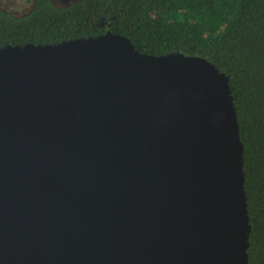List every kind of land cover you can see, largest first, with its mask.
Masks as SVG:
<instances>
[{
	"label": "water",
	"instance_id": "water-1",
	"mask_svg": "<svg viewBox=\"0 0 264 264\" xmlns=\"http://www.w3.org/2000/svg\"><path fill=\"white\" fill-rule=\"evenodd\" d=\"M228 81L110 31L0 48V264H247Z\"/></svg>",
	"mask_w": 264,
	"mask_h": 264
},
{
	"label": "trees",
	"instance_id": "trees-1",
	"mask_svg": "<svg viewBox=\"0 0 264 264\" xmlns=\"http://www.w3.org/2000/svg\"><path fill=\"white\" fill-rule=\"evenodd\" d=\"M107 31L141 54L204 58L229 78L251 227L247 264H264V0H34L23 15L0 9V48Z\"/></svg>",
	"mask_w": 264,
	"mask_h": 264
},
{
	"label": "rangeland",
	"instance_id": "rangeland-1",
	"mask_svg": "<svg viewBox=\"0 0 264 264\" xmlns=\"http://www.w3.org/2000/svg\"><path fill=\"white\" fill-rule=\"evenodd\" d=\"M33 0H0V9L12 15H23L32 8ZM72 0H52L54 6H63Z\"/></svg>",
	"mask_w": 264,
	"mask_h": 264
},
{
	"label": "flooded vegetation",
	"instance_id": "flooded-vegetation-1",
	"mask_svg": "<svg viewBox=\"0 0 264 264\" xmlns=\"http://www.w3.org/2000/svg\"><path fill=\"white\" fill-rule=\"evenodd\" d=\"M33 4H34V0L32 1V7H33ZM31 9H32V8H31ZM31 9H30V10H31ZM30 10H29V11H30Z\"/></svg>",
	"mask_w": 264,
	"mask_h": 264
}]
</instances>
